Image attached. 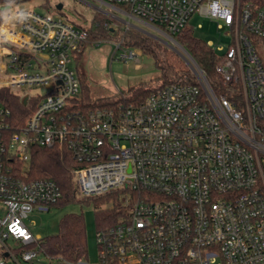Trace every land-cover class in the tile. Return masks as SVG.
Returning a JSON list of instances; mask_svg holds the SVG:
<instances>
[{
  "label": "built area",
  "instance_id": "1",
  "mask_svg": "<svg viewBox=\"0 0 264 264\" xmlns=\"http://www.w3.org/2000/svg\"><path fill=\"white\" fill-rule=\"evenodd\" d=\"M34 1L0 0V90L25 91L14 92L25 105L37 101L18 128L0 103V242L7 254L0 264H42L40 256L48 264H90L36 249L18 256L6 244L36 245L27 220L62 198L53 180L29 178L34 146L71 152L84 197L121 190L118 221L97 230V264H264V64L256 45L264 41V0H98L129 19L115 16L126 29L181 49L175 37L194 15L215 23L231 43L207 46L218 55L223 82L239 86L241 109L215 94L183 49L195 81L156 87L138 105L82 109L71 63L88 31L37 11ZM140 55L127 49L121 58ZM43 88L50 89L45 97L26 93Z\"/></svg>",
  "mask_w": 264,
  "mask_h": 264
},
{
  "label": "trees",
  "instance_id": "2",
  "mask_svg": "<svg viewBox=\"0 0 264 264\" xmlns=\"http://www.w3.org/2000/svg\"><path fill=\"white\" fill-rule=\"evenodd\" d=\"M80 27L85 28L83 26ZM87 31V44L98 43L99 40L111 36L115 43H120L121 49L140 48L145 55L155 60L157 68L161 71V75L156 79L159 83L153 86L152 84H142L138 87L131 88L127 94L122 96L116 95L96 98L92 96L89 85L80 78L82 109H115L120 104L138 105L145 101L156 87L176 82L195 81L191 73L178 70L176 65L168 58L161 57L159 49L161 44L151 37L145 36L135 30H129L125 31L121 38L115 40V31H111L109 27L104 25L103 21L98 19ZM106 34L107 37L105 36ZM175 38L189 52L205 73L215 94L218 97H226L235 103L238 109H241L242 94L239 86L225 84L216 72V64L218 61L217 53L209 48L206 43L197 39L191 29L186 28ZM256 45L258 53L261 50L264 57V41L258 40ZM0 103L13 111L15 116L14 126L16 128L23 126L26 119L37 108V101L30 100L25 105L21 101V98L9 89L0 90ZM28 167L30 179L46 178L58 184L62 191V198L55 206L65 205L76 200V194L79 189L75 182L73 170L77 167V164L71 152L61 148L48 149L34 146L31 149V161ZM18 170L21 171V166H18ZM121 194V190H118L99 198L95 197L94 205L98 229L109 227L118 221L120 215L118 202L120 201ZM108 202L113 205H107ZM32 249H36L41 254L50 258L64 259L69 262L87 259L88 249L85 219L82 215L78 214L65 215L59 223L56 234L40 239L36 245L20 247L16 254L19 256L23 251ZM0 257H7L4 249H0Z\"/></svg>",
  "mask_w": 264,
  "mask_h": 264
},
{
  "label": "rangeland",
  "instance_id": "3",
  "mask_svg": "<svg viewBox=\"0 0 264 264\" xmlns=\"http://www.w3.org/2000/svg\"><path fill=\"white\" fill-rule=\"evenodd\" d=\"M33 4L37 6V11L41 13L51 12L55 15H62L77 26H83L86 29L91 28L97 19L101 20L111 31H115V40L121 38L125 31L135 30L126 29L127 24L115 18L116 16L128 22L129 19L127 17L118 14L111 7L102 4L98 0H35ZM59 4L63 5L61 11L56 9ZM131 23L155 35V32H152L151 29L139 26L134 21H131ZM188 29H191L194 36L206 44L213 42L217 47L227 48L231 43V38L224 34V32L218 31L215 23L198 13L192 17ZM138 32L142 33L141 31ZM144 35L151 37L147 34ZM105 36L107 37V34ZM151 38L161 44L159 47L161 57L168 58L176 65L178 70L185 73L189 72L193 75V70L188 60L184 58L185 53L181 47L176 44H172L173 47H170L155 37ZM115 45L113 37L108 36L106 39L99 40L98 43H86L72 57L71 68L79 78L89 85L93 97L122 96L127 94L133 87H138L142 84H152L153 86L159 83L156 79L161 75V71L157 68L155 60L152 57L145 55L140 48H135L142 55L136 59H122L121 55L125 50L120 49L116 51ZM259 55L264 64L261 50H259ZM14 92L20 95L25 93V91H21L20 89H14ZM26 93L32 97H45L50 93V89H29ZM94 204L95 197H84L78 191L74 202L54 206L47 213L33 214L27 220V224L36 238L43 239L58 232L59 223L65 215H82L85 219L87 233L88 257L86 260L90 264H97L99 260L97 241L98 223ZM107 205H110L109 202ZM6 244L8 248L16 253L21 245L13 239L7 241ZM0 249H4L1 242ZM39 258L42 264H48V260L43 256Z\"/></svg>",
  "mask_w": 264,
  "mask_h": 264
},
{
  "label": "water",
  "instance_id": "4",
  "mask_svg": "<svg viewBox=\"0 0 264 264\" xmlns=\"http://www.w3.org/2000/svg\"><path fill=\"white\" fill-rule=\"evenodd\" d=\"M56 9H57L58 11H61V10L63 9V5H62V4L57 5ZM158 39H159L160 41L164 42L165 44H167L168 46L173 47L171 44L167 43V42L164 41L163 39H160V38H158ZM182 49L188 54V56L191 57V55L186 51V49H184V48H182ZM184 58H185L186 60H188L185 56H184ZM188 62H189V61H188ZM189 64H190V63H189Z\"/></svg>",
  "mask_w": 264,
  "mask_h": 264
}]
</instances>
